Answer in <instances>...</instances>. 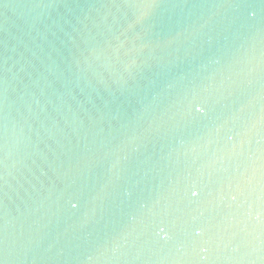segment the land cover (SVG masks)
<instances>
[{
    "label": "water",
    "instance_id": "obj_1",
    "mask_svg": "<svg viewBox=\"0 0 264 264\" xmlns=\"http://www.w3.org/2000/svg\"><path fill=\"white\" fill-rule=\"evenodd\" d=\"M0 0V264H264V0Z\"/></svg>",
    "mask_w": 264,
    "mask_h": 264
},
{
    "label": "snow or ice",
    "instance_id": "obj_2",
    "mask_svg": "<svg viewBox=\"0 0 264 264\" xmlns=\"http://www.w3.org/2000/svg\"><path fill=\"white\" fill-rule=\"evenodd\" d=\"M154 6L155 0H142V2L138 4V8L143 10L141 16H147L148 10L152 9Z\"/></svg>",
    "mask_w": 264,
    "mask_h": 264
}]
</instances>
